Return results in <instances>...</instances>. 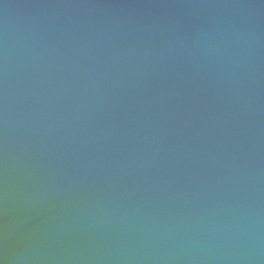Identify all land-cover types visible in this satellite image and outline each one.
Masks as SVG:
<instances>
[{
  "label": "water",
  "instance_id": "obj_1",
  "mask_svg": "<svg viewBox=\"0 0 264 264\" xmlns=\"http://www.w3.org/2000/svg\"><path fill=\"white\" fill-rule=\"evenodd\" d=\"M0 264H264V0H0Z\"/></svg>",
  "mask_w": 264,
  "mask_h": 264
}]
</instances>
